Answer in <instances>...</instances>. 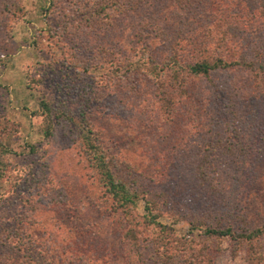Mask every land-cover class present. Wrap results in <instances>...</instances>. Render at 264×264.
<instances>
[{
	"label": "trees",
	"instance_id": "trees-1",
	"mask_svg": "<svg viewBox=\"0 0 264 264\" xmlns=\"http://www.w3.org/2000/svg\"><path fill=\"white\" fill-rule=\"evenodd\" d=\"M40 9L28 43L44 62L26 85L42 133L22 175L4 157L12 127L0 125L5 195L22 188L0 213V264H264V0ZM0 12L2 67L5 25L25 9L0 0ZM52 46L59 56L41 54ZM61 139L90 214L75 215L70 185L51 170Z\"/></svg>",
	"mask_w": 264,
	"mask_h": 264
},
{
	"label": "rangeland",
	"instance_id": "rangeland-1",
	"mask_svg": "<svg viewBox=\"0 0 264 264\" xmlns=\"http://www.w3.org/2000/svg\"><path fill=\"white\" fill-rule=\"evenodd\" d=\"M20 3L25 9V15L19 20H12L8 25H5V29H8V35H10L9 41L6 43L7 54L3 56V66L0 67V125L5 122L10 125L12 130L10 141H6L14 152V154L5 155V160L11 163L15 167H20L23 174L26 164L32 161V156L25 155L27 152L28 144H35L41 139L40 118L33 113V110L37 108V94L27 88L26 83L30 81V77L38 76L37 64L44 62L43 58L29 46V40L34 37V30L42 27L40 19L41 6L44 5V0H20ZM4 17V14L0 12V18ZM40 42L43 45H50V41L46 38H41ZM57 46L44 47L45 56H52L56 58L60 52ZM38 66V67H37ZM94 81H100L102 73L100 71H90ZM42 80V78H41ZM48 81V80H47ZM45 84V83H43ZM2 117L5 120H2ZM122 125L125 123H121ZM56 144L53 155H50L52 160L53 172H58L70 185V192L74 196L73 202L79 207L81 212H75V215L90 214V202L87 195H84L85 188L77 183L72 185L70 183V166L66 165L69 158L74 156V150L68 144L67 146L63 140H59ZM124 155L130 162H137V156L133 152L127 150L124 151ZM19 175V176H20ZM2 179V177H1ZM0 179V197L2 195L7 196L12 194L11 200L4 201L7 205L1 207L0 213L3 209L5 214H10V208L14 204L18 203L22 191L21 185L16 186L17 193L10 191L5 195L7 188V182ZM0 202L1 199H0ZM1 219H5L0 216ZM178 231H184L186 226L184 223H180L176 226ZM114 250V249H113Z\"/></svg>",
	"mask_w": 264,
	"mask_h": 264
}]
</instances>
